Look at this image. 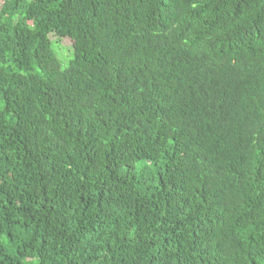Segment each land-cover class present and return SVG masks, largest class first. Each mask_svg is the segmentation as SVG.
Listing matches in <instances>:
<instances>
[{
    "label": "trees",
    "instance_id": "obj_1",
    "mask_svg": "<svg viewBox=\"0 0 264 264\" xmlns=\"http://www.w3.org/2000/svg\"><path fill=\"white\" fill-rule=\"evenodd\" d=\"M0 4V264H264V0Z\"/></svg>",
    "mask_w": 264,
    "mask_h": 264
},
{
    "label": "rangeland",
    "instance_id": "obj_2",
    "mask_svg": "<svg viewBox=\"0 0 264 264\" xmlns=\"http://www.w3.org/2000/svg\"><path fill=\"white\" fill-rule=\"evenodd\" d=\"M0 6H1V4H0ZM50 38L52 39V40H56V38H55V36L54 35H50ZM60 46H62V50L63 49H65V50H63V52H67V50H68V48H69V46H70V41L68 40V39H66V38H63V39H58L57 41H56Z\"/></svg>",
    "mask_w": 264,
    "mask_h": 264
}]
</instances>
